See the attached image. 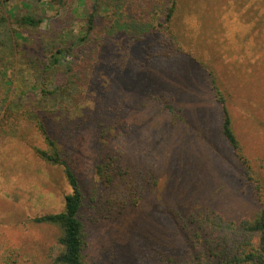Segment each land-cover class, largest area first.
Instances as JSON below:
<instances>
[{
	"label": "trees",
	"instance_id": "1",
	"mask_svg": "<svg viewBox=\"0 0 264 264\" xmlns=\"http://www.w3.org/2000/svg\"><path fill=\"white\" fill-rule=\"evenodd\" d=\"M181 6L182 0H0V136L26 121L34 123L45 145L33 148L34 158L41 168L61 170L69 186L59 212L37 215L24 222L58 230L56 243L46 255L51 264H264V202L258 201L252 216L240 222L227 221L211 208H198L213 204L214 184L206 173L213 168L216 172L212 149L196 151L188 146L192 140L189 135L182 144L179 139L175 141V124H188L190 115L202 120V126L209 131L214 126L206 107L191 103L190 114L187 108H177V101L162 91L174 89L173 96L179 99L188 93L185 74L192 65L203 66L178 29ZM49 10L64 14V19L57 15L55 22L42 30ZM76 19H81L82 25L75 29L72 27ZM142 45L147 59L141 66L151 67V75L132 66ZM155 59H160L165 68L159 70ZM135 65L139 66V61ZM102 66L118 71L114 75L121 74L124 84L139 93L138 99L118 104L122 95L118 102L113 91L120 85L119 80L98 96L93 80ZM203 71L207 73L209 98L218 108L217 136L259 191L261 182L251 173L223 80L215 70ZM104 77L97 80L103 83ZM28 78L33 81L34 96L26 90ZM151 87L156 94L151 93ZM86 90L94 91L93 96L101 103L94 104L90 111L85 108ZM204 94L200 98L206 99ZM104 104L106 110L101 117ZM118 106H123V111ZM110 112L115 120L106 117ZM204 114L209 120H204ZM94 115L93 123L89 116ZM157 118H162L159 124ZM99 121L105 123L98 126ZM88 123H93L95 134L106 124L118 129L114 148L101 145L98 137L93 142V148L99 146L104 156L95 167V176L105 188L101 212L98 211L100 224L93 228L85 224L81 215L85 198L79 178L49 130L72 124L81 132ZM158 125L164 128L157 131ZM127 128L133 131L131 135L147 131L152 139L142 160L134 158L136 151L123 149ZM157 156L168 170V185L166 194H161V200L153 205L150 193L161 178L155 167ZM20 168L23 167L18 162L10 171L16 175ZM171 189L176 190L174 195ZM179 193L182 196H177ZM170 201H177L174 209ZM152 215L158 223L150 220ZM121 225H125L127 233L122 240ZM88 229L101 232L97 244L91 246ZM17 256L18 249L0 243V264H18Z\"/></svg>",
	"mask_w": 264,
	"mask_h": 264
},
{
	"label": "rangeland",
	"instance_id": "2",
	"mask_svg": "<svg viewBox=\"0 0 264 264\" xmlns=\"http://www.w3.org/2000/svg\"><path fill=\"white\" fill-rule=\"evenodd\" d=\"M180 8L178 29L186 37L192 50L197 53L203 66L197 68L192 65L191 71L185 74L188 81V86H186L188 93L180 95L179 99L173 96L174 89L167 87L162 91L170 94L173 101H177V108L181 110L187 108L190 114H192L191 103L197 102L196 104L200 107H206L210 110L214 126L209 131V128L204 125L207 128L205 130L202 126L203 121L199 118L194 119L190 115L188 124L174 123L176 126L175 141L179 139L178 143L182 144L185 135H189L192 140L188 146L196 151H206L208 147L212 149L216 172H213V168L206 173L211 175L212 185L214 184L211 187L214 191L213 204L201 205L198 208H211L227 221L240 222L250 218L257 209L258 203L264 202V0H182ZM47 14L48 18L45 19L42 30H45L51 22H55L54 19H57L58 15L53 10H49ZM63 15L59 13L58 16L64 19ZM81 25V19H76L72 28L76 29ZM146 52L142 45L140 52L137 51L135 54L136 60L132 66L134 70L142 74L151 75V67L141 66L146 62ZM156 52L157 49L154 53ZM155 60L154 65L159 66V70L163 69L164 66L160 59ZM138 61L139 66H136L135 63ZM204 69L207 72L215 70L223 80V88L231 101L230 108L235 120V129L249 159L251 173L261 182L259 191L256 189L257 184L248 180L246 170L217 136L216 113L218 108L213 98H209L205 87L208 78H206L207 73L203 71ZM116 73L118 71H109L108 66L98 67L97 75L93 80L97 88L96 94L100 96L101 92L106 93L110 83L119 80L120 85H117V89L113 91L115 95L117 94L115 100L118 102L122 95V101L118 104L127 105L128 102L137 100L139 93L130 90L128 83L124 84L122 81V75L115 76ZM103 76H105L103 83L97 80V78L102 79ZM26 83L28 85L26 90L34 96L32 79L28 78ZM151 90L152 94H156L153 88ZM93 92L86 90L85 108L88 111L93 109L94 104H101L100 98L94 97ZM202 92H205L206 99L200 98ZM194 93L195 97L192 96ZM118 107L119 111H123V106ZM105 110L104 104L101 117ZM93 114H97V111ZM177 114L182 118L180 113L177 112ZM95 116H89L93 123ZM113 116V112L106 115L110 120H115ZM205 119L209 120L204 114ZM34 120L35 118H32V121ZM160 120L162 118H157L156 122L159 124ZM76 121H74L75 124L78 123ZM128 121L130 119L127 123ZM93 123L86 124L84 127L87 129H82L81 132H78L79 129L72 124L62 129L54 126L49 129L58 142L64 158L79 178L85 198L81 215L85 224L90 225L91 228L100 224L98 211L101 212V200L105 198V188L95 176V167L104 156L100 154L99 146L97 149L93 148V142L98 137L101 145L114 148L113 139L118 134V129L109 127V124L100 127L98 133L95 134ZM103 123L105 122L99 121L98 126ZM163 128L158 125L157 131ZM213 130L215 134L212 133ZM132 132L128 128L124 131L128 138L123 139L125 145L123 149L136 151L134 158L142 160L143 155L149 151L148 144H151L152 139L147 131L143 130L141 133L131 135ZM34 147L44 148L45 145L34 128V123L30 121L19 125L9 134L0 136V243L3 242L8 247L18 249L19 256L16 258L18 264H51L46 255L48 249L56 243L59 236L58 230L25 223L37 215L59 212L62 209L63 197L69 193V186L63 181L61 170L52 167L47 170L46 167L41 168L38 165L41 163L34 158ZM181 147L184 148L183 145ZM18 162L23 168L15 172L16 176L10 170L11 167H16ZM155 167L161 178L159 185L150 193L149 201L153 205L161 200V194H166L165 187L168 185V170H165L158 156ZM227 177L230 179L234 177L235 182L228 181ZM171 191L174 195L176 190L171 189ZM177 196H182V194L179 193ZM176 202L170 201L172 209L175 208L173 204ZM149 218L156 223L159 222L155 215ZM102 221L107 224L113 223L110 219H102ZM125 225L120 226L121 231L125 229ZM88 231L91 246L97 244L98 236L102 235L101 232L91 229ZM126 236L127 233L124 230L120 239Z\"/></svg>",
	"mask_w": 264,
	"mask_h": 264
}]
</instances>
